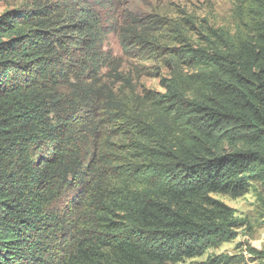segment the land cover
Instances as JSON below:
<instances>
[{
  "label": "trees",
  "instance_id": "trees-1",
  "mask_svg": "<svg viewBox=\"0 0 264 264\" xmlns=\"http://www.w3.org/2000/svg\"><path fill=\"white\" fill-rule=\"evenodd\" d=\"M234 2V34L192 18L119 29L161 91L120 70L90 1L0 14V264L177 263L237 236L217 196L264 187V0Z\"/></svg>",
  "mask_w": 264,
  "mask_h": 264
},
{
  "label": "rangeland",
  "instance_id": "rangeland-1",
  "mask_svg": "<svg viewBox=\"0 0 264 264\" xmlns=\"http://www.w3.org/2000/svg\"><path fill=\"white\" fill-rule=\"evenodd\" d=\"M87 1L92 2L100 12L104 24L116 29L107 35L104 49L119 58L120 70L132 78L138 92L146 88L161 91L162 88L159 78L150 75L158 66L156 61H140L123 54L119 29L132 19L156 31H161L160 28L170 23L183 22L184 18H192L197 23L208 22L212 26L230 31L231 34H234L237 24L233 12L235 0H103L101 3ZM29 4L30 0H0V14ZM162 72L165 73V69H162ZM217 197L233 207L235 215L243 220L237 236L216 247H209L201 256L167 264H205L209 255L218 254L253 258L247 262L245 260L232 264H264V257L251 254L248 249L251 246L264 252V187L259 182H251L245 192L236 198L224 195Z\"/></svg>",
  "mask_w": 264,
  "mask_h": 264
}]
</instances>
